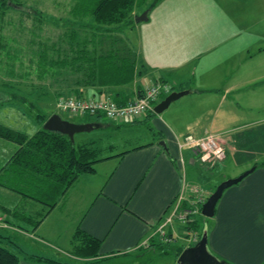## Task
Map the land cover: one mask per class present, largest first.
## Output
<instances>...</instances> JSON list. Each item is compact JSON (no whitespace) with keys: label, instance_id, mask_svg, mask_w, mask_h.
<instances>
[{"label":"crops","instance_id":"crops-1","mask_svg":"<svg viewBox=\"0 0 264 264\" xmlns=\"http://www.w3.org/2000/svg\"><path fill=\"white\" fill-rule=\"evenodd\" d=\"M239 8L233 0H159L146 21L115 34L114 42L128 48L135 60L134 80L102 88L80 85L81 95H64L127 103L151 84L163 82L168 91L158 95L155 105L171 91L191 92L159 115L152 109L130 118L147 120L157 138L96 163L94 173L81 175L64 194L48 201L52 205L22 194L34 188L26 181L29 176L10 181L11 187L0 185V243L18 255V264H48L37 257L58 261L51 256L59 252L63 264L130 257L138 262L153 252L157 260L176 264V250L190 246L191 230L175 220L166 228L174 243L159 244L163 241L157 228L171 205L180 197L187 205L192 179L210 195L221 181L254 165L260 166L218 200L206 230L207 246L231 264H264V44L241 40L239 29L251 22ZM257 12L264 28V6ZM133 15H139L138 8ZM0 108L4 112L11 107ZM95 116L80 123H100L104 115ZM207 134L217 135L225 148V157L213 166L200 163L185 144L188 136ZM18 147L0 137V180ZM89 239L99 240L96 257H87L92 254L86 246ZM25 242L37 252H25L20 246Z\"/></svg>","mask_w":264,"mask_h":264},{"label":"trees","instance_id":"trees-1","mask_svg":"<svg viewBox=\"0 0 264 264\" xmlns=\"http://www.w3.org/2000/svg\"><path fill=\"white\" fill-rule=\"evenodd\" d=\"M10 2L22 5L16 0H0V15H4L11 8ZM158 2L159 0H153L147 4V0H75L71 9L72 24L90 28V32L86 29L84 31L73 29L70 32L69 39L79 41V46L76 44L75 49L71 48L74 52L73 57L65 56L62 59L54 60L53 58L48 59L45 53H40L37 79L45 77L46 72L44 74L43 72L46 66H57L64 68L65 71L80 73L81 77H76L68 86V90L77 96L81 95L78 91L80 85L102 88L131 83L136 75L135 60L128 48L125 50L122 43L114 42L115 34L122 33L125 28L133 27L135 9H141L143 6H145L144 10L152 9ZM26 8L23 11L37 20L46 19L39 9ZM110 29L119 30L115 32ZM88 34H92L91 36L94 38L98 35V40L93 43L91 49L87 47ZM109 34L110 41H108ZM2 52L8 55L10 48L0 41V53ZM0 72H2L0 73V92L6 97V101L25 102L21 100V96L17 92L20 90L22 81H14L15 64L10 63L9 60L7 63L0 61ZM62 95H64L62 91L54 94V106L58 97ZM116 103L125 104L120 101H116ZM36 112L38 113L35 116L42 126L44 121L53 114V112ZM97 124L98 127L103 125ZM42 126L33 134L26 135L0 124V137L11 140L19 146L2 169L5 176L3 180H0V185L11 187V183L15 180L25 181L24 177L29 176L31 179L26 181L32 183L34 188L23 191L22 194L48 205H52L48 202L51 198L56 200L64 194L81 175L94 173L96 163L112 157H121L127 152L122 151L110 156H101L103 148L96 145L94 141L75 144L74 140L71 141L68 136L56 131L45 130ZM261 165H264V161ZM257 166L260 165H254V167ZM198 227L199 223L196 218L193 222L185 225V229L199 231V235H201ZM98 244L99 240L97 239L87 241L86 246L90 247L92 251V254L87 257L97 256ZM159 244L169 245L164 242ZM184 248L183 245L177 248L176 258ZM37 258L48 264H63L52 259ZM18 261V255L0 243V264H18Z\"/></svg>","mask_w":264,"mask_h":264},{"label":"rangeland","instance_id":"rangeland-1","mask_svg":"<svg viewBox=\"0 0 264 264\" xmlns=\"http://www.w3.org/2000/svg\"><path fill=\"white\" fill-rule=\"evenodd\" d=\"M16 1L24 4V7L26 5V7L29 6V8L32 9H39L46 19L44 18L43 20L39 21L25 11L14 8H9L4 15H0V41L1 43H4L6 47L10 48V53L8 55L4 52L0 53V61L7 63L9 60L10 63L15 64L14 81H22L20 82V90H17V92L21 96V100L25 101L19 102L13 100L0 103V105H10L11 107L4 112H1L2 110L0 111V121L10 124L12 127L17 129L19 128L18 130H23L21 132L25 134H32L35 132V130L42 126L40 121H38L39 119L35 116V114L38 113L36 111H42V113H58L63 119L75 123L96 120L97 117L95 115L69 114L56 109L54 106V94L60 91H62L64 94H68V86H70L76 77H81L80 73L65 71L64 68L57 66H46V69L43 72V74L46 72L44 75L45 77L42 79H37V65L41 59L40 53H45L48 59L53 58L54 60H57L58 58L62 59L65 56L73 57L74 52L71 48L75 49L79 41L77 39L75 41H71L69 39L70 32L73 29L75 31L76 29L79 31H84L85 29L86 31H89L90 29H81L80 26L72 24V7L70 0ZM233 1L235 5L240 6L239 9L241 16L245 14L249 19L248 21L251 22L245 26L242 24L243 29H239L241 40L253 39L252 41L254 45H263L264 28L263 23H260L261 17L258 15L257 11L260 6H264V0ZM151 2L152 1H147V4ZM143 11L144 8L138 9V14H141ZM250 18H253V20ZM252 22L256 23L253 24ZM136 24L137 23L134 22V25ZM246 28H248L251 32L249 36L244 35V33L248 31ZM129 33L130 31L127 32L128 36ZM92 34H88L89 36H87L89 40L87 47L89 49H91L93 47V43L98 40V35L94 38L91 36ZM155 115L159 114L155 113ZM98 119L100 120V123H110L112 125L95 128L88 132L76 133L74 136V142L75 144H78L81 142L94 141L96 145L103 148L101 156H110L130 149L141 142L152 140V137L157 138V134H153V132L157 131L152 129V125H150L147 120L132 121L130 118H125L123 122H118L119 120H108V118L105 116H101ZM116 125L118 126L116 127ZM227 168L228 166L225 165V170H227ZM240 174L241 173L235 177L239 176ZM191 183L192 184L189 186L198 184L199 186L202 185L200 184V181L193 179L191 180ZM194 216L196 219H198V229L201 233H204V231L207 230L208 223H210V219H212L213 216H204L201 213V206L199 213L195 214ZM211 223L213 222L211 221ZM188 238L190 239L191 236ZM187 242L190 245L195 243L192 241V239ZM172 243H174V241ZM176 244L178 245L179 242ZM20 246L27 253L37 252L32 251V249L35 250V246H32L29 243H21ZM156 252H160V250ZM154 253L155 252H153L152 256L147 255L142 259L140 258L138 262H135V259L130 257L125 258L122 261L116 259L104 263L102 261H96L92 262L91 264H170L167 259L157 260V256H155ZM51 257L57 259L58 262L59 260L61 262H66L64 261L62 252H59V255H53ZM67 263L75 264L76 261ZM176 264H178L177 261Z\"/></svg>","mask_w":264,"mask_h":264},{"label":"built area","instance_id":"built-area-1","mask_svg":"<svg viewBox=\"0 0 264 264\" xmlns=\"http://www.w3.org/2000/svg\"><path fill=\"white\" fill-rule=\"evenodd\" d=\"M168 91L165 83L156 82L146 87L137 97L125 104H117L111 98H80L72 95L59 96L55 102L56 109L75 115H97L102 114L110 120L123 121L125 118H137L153 109V102L162 92ZM185 144L189 145L192 153L202 164L213 166L217 161L225 157V148L223 141L215 134H207L201 138L186 137ZM190 198L187 205L183 206L185 200L180 197L171 205L169 214L158 225L157 231L161 241L171 243L174 241L173 236L168 234L166 228L173 221L186 225L194 221L195 214L199 213L200 206L205 202L209 194L201 185L189 186ZM188 237L196 242L200 235L196 232L189 231ZM188 238V240H190Z\"/></svg>","mask_w":264,"mask_h":264},{"label":"water","instance_id":"water-1","mask_svg":"<svg viewBox=\"0 0 264 264\" xmlns=\"http://www.w3.org/2000/svg\"><path fill=\"white\" fill-rule=\"evenodd\" d=\"M11 8L17 10H25L26 7L22 5L10 2ZM150 8L145 9L141 14L134 17V22H142L148 19V14ZM189 89H183L180 91H171L167 96H165L161 101L154 105L153 111L157 114L165 110L172 102L176 101L180 97L190 93ZM6 101V97L0 92V103ZM43 129L56 131L62 133L73 141L76 133L88 132L98 127L97 123L86 122V123H75L63 119L58 113L51 114L43 123ZM255 169L252 166L250 169L244 171L239 176L235 178L225 179L220 182L215 190L207 197L205 202L201 205V213L204 216L212 217L215 212V206L218 200L221 198L224 190L231 187L232 185L240 182L245 176L253 172ZM178 264H231L225 260L219 259L217 256L212 254L207 246V235L206 231L201 233L200 238L193 245L185 247L179 256L177 257Z\"/></svg>","mask_w":264,"mask_h":264}]
</instances>
